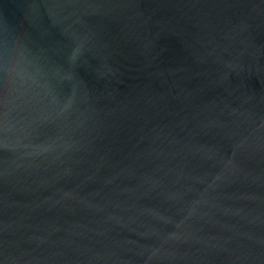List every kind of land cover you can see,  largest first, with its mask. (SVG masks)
Listing matches in <instances>:
<instances>
[{"label": "water", "instance_id": "water-1", "mask_svg": "<svg viewBox=\"0 0 264 264\" xmlns=\"http://www.w3.org/2000/svg\"><path fill=\"white\" fill-rule=\"evenodd\" d=\"M0 264H264V0H0Z\"/></svg>", "mask_w": 264, "mask_h": 264}]
</instances>
